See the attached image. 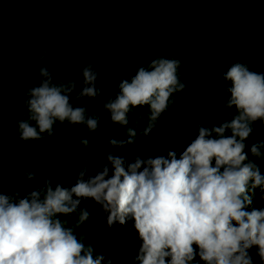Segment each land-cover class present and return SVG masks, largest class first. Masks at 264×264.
I'll return each instance as SVG.
<instances>
[{
	"label": "clouds",
	"instance_id": "1",
	"mask_svg": "<svg viewBox=\"0 0 264 264\" xmlns=\"http://www.w3.org/2000/svg\"><path fill=\"white\" fill-rule=\"evenodd\" d=\"M48 56L43 50L33 57L37 79L16 95L25 110L16 121L22 141L47 139L54 125L65 123L94 134L108 119L125 130L107 141L109 148H131L190 91L176 57L156 56L139 65L131 78H121L113 97L96 87L100 69L92 61L80 67V81L53 82L54 68L41 64ZM221 77L227 87L222 96L213 93L217 107L209 112L210 123L194 125L196 135L183 152L136 155L128 162L108 151L102 162L90 139L77 135L75 141L95 156L94 176L86 175L84 159L71 184L45 178L23 196L0 194V264H113L96 252L95 242L85 243L95 237L77 231L93 223L88 208L80 207L89 200L109 229L131 224L139 242L132 264H194L197 257L201 264H254L253 250L264 264V208L251 207L257 193L264 201V174L257 163H264V140L245 151L255 123L264 125V72L236 61ZM145 106L147 111H135ZM20 176L34 183L37 172L22 170ZM119 264H126L124 257Z\"/></svg>",
	"mask_w": 264,
	"mask_h": 264
},
{
	"label": "trees",
	"instance_id": "2",
	"mask_svg": "<svg viewBox=\"0 0 264 264\" xmlns=\"http://www.w3.org/2000/svg\"><path fill=\"white\" fill-rule=\"evenodd\" d=\"M43 50L49 56L41 64L57 74L53 82L72 77L80 81V67L92 61L100 69L96 87L113 97L121 78H131L139 65L156 56L176 57L184 65L180 72L190 91L163 113L148 137H140L131 148H109L107 141L125 130L108 119L101 120L94 134L65 123L54 125V134L47 139L22 141L16 121L25 110L16 95L36 81L39 64L33 57ZM236 61L264 72V0H0V194L23 196L45 178L53 184H71L84 159L89 161L86 175L94 176L95 156L75 141L77 135L90 139L102 162L108 151L128 162L136 155L183 152L196 135L194 125L210 123L209 112L217 107L213 93L223 95L227 84L221 74ZM103 95L93 103L94 111H99ZM135 111L145 112L147 106ZM260 140H264V125L257 121L245 151ZM257 163L264 174V163ZM22 170L36 171V181L25 182ZM259 195L251 207L264 208ZM80 207L88 208L93 222L77 230L95 237L85 243L95 242L96 252L113 264H119L121 257L132 264L139 242L131 224L109 229L92 201H83ZM251 254L258 264L255 251ZM194 264H201L198 257Z\"/></svg>",
	"mask_w": 264,
	"mask_h": 264
}]
</instances>
